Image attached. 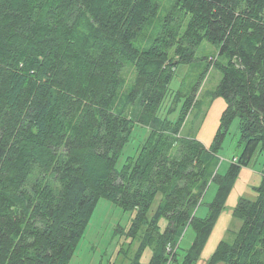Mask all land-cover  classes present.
<instances>
[{
	"label": "trees",
	"instance_id": "trees-1",
	"mask_svg": "<svg viewBox=\"0 0 264 264\" xmlns=\"http://www.w3.org/2000/svg\"><path fill=\"white\" fill-rule=\"evenodd\" d=\"M162 1L0 0V264H68L101 198L133 215L116 230L120 264H144L146 246V264H195L242 167L262 175L256 197L238 198L240 225L206 264H264V0ZM203 42L226 105L208 147L177 136L193 90L169 89ZM235 121L240 150L221 173ZM137 126L147 134L118 166Z\"/></svg>",
	"mask_w": 264,
	"mask_h": 264
},
{
	"label": "rangeland",
	"instance_id": "rangeland-1",
	"mask_svg": "<svg viewBox=\"0 0 264 264\" xmlns=\"http://www.w3.org/2000/svg\"><path fill=\"white\" fill-rule=\"evenodd\" d=\"M163 7L169 5V2L162 1ZM164 8L159 10L158 16L155 18L154 23L157 24L160 19H162L164 15ZM151 30L144 32L139 36L137 40L134 41V44L138 47L144 46L149 42V34ZM217 54V48L207 42H203L200 44L195 50V58L197 59L194 63L190 65H179L175 72V77L169 84V89H171V95L181 88L185 95H188L190 91L193 90V101L191 106L188 108V112L186 114L185 120L182 123V130L177 133L179 137H191L196 139L193 134H196V129L200 125L203 116L206 114L207 110L210 107V104L213 99L216 97L211 95L212 90L217 85L221 74L219 70L210 65V58L214 57ZM128 81L131 80L133 74H128ZM171 97L167 99V105L170 104ZM179 108V107H178ZM211 120V117L208 119ZM212 121V120H211ZM210 121V123H211ZM209 124V121H207ZM237 122H233L230 133L227 135L223 149L221 150V154L219 155V172H224L227 168L228 162L232 158L234 154H237L240 150L237 147V139L238 133L236 129ZM209 126V125H208ZM216 130V129H215ZM147 134V128L142 126H137L134 128L133 136H130L129 143L125 145L121 156L118 161V166L123 162L126 155L133 154L134 150L139 141H142ZM198 140V139H197ZM261 162V157L257 160L255 166H259ZM251 168V167H248ZM258 169V168H251ZM215 186H211L204 197L205 201H210L214 194ZM247 191L251 192V189L245 190V194L248 195L251 199L252 196L250 194H246ZM161 195L158 194L153 201L149 212L152 213L157 203L160 200ZM207 212V208L205 205L200 206L197 209L198 216H204ZM224 213H222L219 221L214 228V236L219 234V229L224 223L223 218ZM132 213L123 211L120 207L115 205L114 203L101 198L97 206L84 230L82 237L80 238L78 245L74 251L73 256L71 257L68 264H120L121 255H117V251L120 248V245L123 241H126L123 234L116 233V230L126 229L130 224V218L132 217ZM164 221L165 219L162 218ZM162 221V222H163ZM234 223V224H233ZM236 224V228L240 225V221L236 218L229 224V228L232 226L233 229ZM221 230L220 233H222ZM229 237L227 234L225 237ZM193 231L192 228H187L181 239V248H185L188 246L192 240ZM127 240H129L127 238ZM135 243V242H134ZM127 245V242H123V249ZM152 253V248L150 246H146L142 256L141 262L146 263ZM205 255H202L204 257ZM124 264H128L125 261Z\"/></svg>",
	"mask_w": 264,
	"mask_h": 264
},
{
	"label": "crops",
	"instance_id": "crops-1",
	"mask_svg": "<svg viewBox=\"0 0 264 264\" xmlns=\"http://www.w3.org/2000/svg\"><path fill=\"white\" fill-rule=\"evenodd\" d=\"M225 101L221 97H216L212 100L209 109L207 110L206 114L203 116V119L198 126V129H196V134H193L196 139H198L200 142L204 144V146L208 147L212 141V138L215 133V129L217 128L219 117L222 113V111L225 108ZM211 117V120H208ZM209 121V124L207 123ZM211 121V123H210ZM209 125V126H208ZM183 128V127H182ZM181 128V130H182ZM261 173L259 169H251L248 167H242L239 171V174L234 182V185L229 192V195L227 196L225 206L223 210L221 211L219 217L217 218L213 229L205 243V246L201 252V255L199 259L196 261L195 264H206V260L209 258L211 253L213 252L214 248L216 247L217 243L220 239L224 238L228 233L229 230H235L232 228V226L229 228V224L233 221V217L231 215L232 208L236 204L237 200L241 196H245V190L248 188L252 191H247L246 194H250L252 198L256 197V192L253 190L254 186H257L261 181ZM248 196V195H246ZM249 198V197H248ZM222 213H224V223L219 229V234L214 236V228L216 227L217 222L219 221ZM162 218L159 220V225L161 226V229L165 227L166 221L164 220L162 222ZM234 224V223H233ZM236 228V224L235 227ZM221 230H223L222 233ZM202 255H205L202 257ZM142 256V255H141ZM150 258V257H149ZM149 260V259H148ZM141 261V258H140ZM147 263V262H146ZM144 263V264H146ZM215 264H224L223 262H217Z\"/></svg>",
	"mask_w": 264,
	"mask_h": 264
}]
</instances>
